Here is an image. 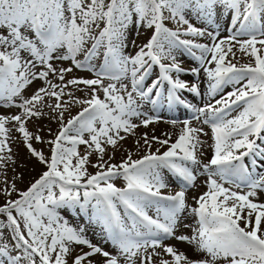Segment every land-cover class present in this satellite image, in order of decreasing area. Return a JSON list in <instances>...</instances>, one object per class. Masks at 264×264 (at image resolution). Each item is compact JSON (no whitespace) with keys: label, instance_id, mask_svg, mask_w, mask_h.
<instances>
[{"label":"snow or ice","instance_id":"1","mask_svg":"<svg viewBox=\"0 0 264 264\" xmlns=\"http://www.w3.org/2000/svg\"><path fill=\"white\" fill-rule=\"evenodd\" d=\"M218 9L232 13L229 35L223 39L218 26L209 30ZM186 13L209 28L195 27ZM166 21L176 29H169ZM133 24L137 34L141 27L152 34L134 55H125ZM93 26L99 31L94 33ZM195 38H207L209 43ZM132 44L136 46L135 41ZM234 48L253 62L239 67L232 63L228 57L237 59ZM100 49L103 62L97 70L92 61ZM178 51L190 55L197 67L183 68ZM54 60L71 61L77 69L92 71L95 78L65 82V73L72 68L58 69ZM153 66H158L159 74L144 87ZM201 71L209 97L215 98L227 86L233 90L203 107L189 104L180 94L199 97V86L181 77H199ZM50 75L60 83L49 80ZM37 79L46 86L23 98L22 91ZM80 85L90 92L89 99L73 98L65 91L73 86L84 90ZM65 95L68 101L63 100ZM73 99L84 107L65 123L64 112ZM138 100L150 104L152 113L175 104L191 111L193 119L211 128V159L203 163L197 155L204 143L200 135L207 133L185 119L168 121L184 125L175 142L170 137L149 139L144 133L143 144L136 141L146 149L140 159L129 154L119 165L104 161L105 146L115 148L126 138L122 132L134 134L136 128L161 119L144 112ZM45 104L60 123L55 138L48 141L52 146L48 159L32 148L33 137L25 127L28 119L44 115ZM0 106L22 110L20 115L0 116V153L11 151L7 144L11 130L5 125L15 122L31 155L48 169L26 191L19 192L14 185L4 189L5 196L17 192L19 198L0 206V215L6 217L0 221V264H69L68 257L72 264H95L96 256L103 257L102 264H120L121 258L124 264H153V257H159L157 264H264V203L253 199L264 192V171H257L264 169V0H0ZM233 112L237 114L232 116ZM35 139L43 142L39 136ZM153 142L160 146L154 152ZM79 145H86L83 156ZM93 152L100 162L92 165L98 171L90 174L86 165ZM4 160L11 157L0 155V167ZM163 170L181 181L175 194H162L168 187ZM198 174L207 175V191L195 198L196 207L189 208L186 190L195 187ZM117 178L125 182L123 188L113 183ZM234 188L247 191L240 194ZM89 206V223L101 227L115 255L93 244L84 225L70 226L57 211L86 212ZM153 209L155 215H149ZM186 211L196 218V225L191 236H177ZM5 230L11 233V244L3 242ZM168 239L188 243L203 254L202 259L191 260L165 245ZM73 245L83 246L75 256Z\"/></svg>","mask_w":264,"mask_h":264},{"label":"rangeland","instance_id":"2","mask_svg":"<svg viewBox=\"0 0 264 264\" xmlns=\"http://www.w3.org/2000/svg\"><path fill=\"white\" fill-rule=\"evenodd\" d=\"M107 2V0H106ZM187 18L189 21L197 28H209V25L207 23L198 21L195 16L187 14ZM231 19H232V13L230 11L221 12L220 9L217 10V14L213 20V23L211 27L209 28L210 31L216 29L218 26L219 28V38L223 39L229 35V29H231ZM166 26L171 29L175 30L177 25L174 24L171 21L165 22ZM103 23L100 24V28H103ZM238 27V25H237ZM94 33L98 32L99 29H96L95 26ZM152 34V30L146 29L141 27L139 29V34H137V30L135 25L133 24L128 31L127 36V47L124 49L125 55H134L138 50L139 46H142L143 44L147 43L148 39L150 38ZM185 39H193L192 37H182ZM246 37H242L241 39H245ZM196 42L199 43H209V40L207 38H195ZM132 41H135V45L133 46ZM91 42H89L90 47ZM259 47V46H258ZM103 51L104 49L99 50V55L93 59L92 64L93 66L99 70L100 65L103 62ZM235 52V55L237 59H234L231 55H229L228 59L232 61V63L237 64L239 67L240 65L247 64L249 62H253L252 58L250 56H246L239 51H237L235 48L233 49ZM23 55L27 58V53H23ZM78 59L83 60L82 56H78ZM176 58L179 62H181V66L183 68H193L197 67V62L187 53H183L181 51H178L176 53ZM53 66L56 68L64 67V68H72L71 72L65 73V82L68 80H71L73 78H84V79H94L95 75L92 71H82L80 69L75 68L72 65L71 61H52ZM167 63V61H165ZM214 67V65H213ZM41 69L37 67L35 69L36 72H39ZM150 74L146 78L144 82V87H147L151 85L153 80H155L159 74V68L158 66H153L149 70ZM49 80H51L53 83H60V81L50 75ZM181 79L188 81L190 84L192 82H197L199 86V90L201 95L199 97H196L188 92H182L181 99L186 100L189 104L195 106V107H203L204 105L208 103H215V100L220 99L221 96L226 95L228 92L232 91V86L225 87L220 93H218L215 98H211L207 94V86L205 83H207L203 72L201 71L199 77H193L191 75L182 76ZM110 81L105 80L104 83L108 84ZM123 83H129L127 80L123 81ZM246 83V81H242L241 84ZM45 83L42 80H34L31 84H29L21 93V96L23 98H30L38 89L45 87ZM80 89L84 90H77V86H73L70 88L65 89L66 92H71L73 98H79V99H89L90 98V92L85 89V86L80 85L78 86ZM164 88H167V85H164ZM97 95L103 99V92L99 91ZM46 101H49L48 97H45ZM64 101H68L69 97L65 95L63 97ZM16 102H21V98L17 97ZM51 103H55L54 100L49 101ZM139 103H143V111L148 112L149 115H158L162 121H171V120H179L183 121L185 119L189 120L191 122L192 127H202L204 132L207 133V135H200V140H202L204 143L202 144L200 151L197 153L199 159L203 163H207L212 155H213V149L209 147L213 143L211 136V128L208 125H204L200 123L199 121H196L193 119V113L189 111L187 108H185L182 105L175 104L171 108H168L165 106L164 108L160 109L157 113H152L150 110L152 106L146 102L139 101ZM84 107V105L75 103V100L73 99L71 102L70 107L67 111L64 112V122L66 123L69 119L76 116ZM42 111L44 112V115L37 117H32L31 119H28L25 122V127L27 131L32 135L33 139L30 141L32 148L35 149L37 152H40L44 155L46 159H48L51 155V145L48 143V141L53 140L55 138V135L59 131L60 123L58 119H56L57 113H53L51 109L47 107L45 104ZM22 110L18 107H4L0 106V116L5 117H11L15 115H20ZM237 113L233 112L232 116H235ZM159 121V122H162ZM158 122V123H159ZM133 123L139 124V120H133ZM163 126V123L160 124ZM173 125V124H172ZM6 128L10 129L8 136L9 139L7 140L8 148L11 149V151H8L5 149L3 153H0V155L8 157H11V160H4L2 161L3 166L0 167V206L5 204V201L8 199L15 200L18 199L17 192H12L11 196H5L3 194V191L5 188L11 189V187L14 185L15 188L19 192L26 191L32 183H34L37 179L40 178L43 172L47 171V166L45 164H42L39 162V160L32 156L29 149L26 146V142L23 140V136L21 133H19L16 130L17 125L15 122H9L5 125ZM175 128L170 129L173 132H170L168 128H159V129H150L149 127H138L134 130V134H126L124 132L121 133V135H125L126 138L123 140H120L117 142V145L115 148L111 146H105L106 150L104 152L103 157H108V159H104V161H108L110 164L119 165L122 161L127 159L129 154H131V158L133 160L140 159L144 154L146 149L142 147H138L136 141L139 140L140 144H143V134L147 133L148 138L151 139L153 136L158 137L160 139H167L171 138L170 142H175L178 135L180 134L181 129L184 127L182 123H178L174 125ZM164 128V129H163ZM140 130V131H139ZM167 134V135H165ZM35 136L41 137L43 142H37L35 139ZM22 138V139H21ZM85 139L88 138V134L85 133ZM35 140V141H34ZM128 145L123 149V151L120 153L119 156H115L113 154V151L116 149H120L121 147ZM121 146V147H120ZM160 147L157 143L153 142L151 151H155L156 148ZM85 149L86 145H79L78 146V152L81 156L85 155ZM165 148H161V152L165 151ZM24 153L25 160H19L20 157L16 158L14 154L16 153ZM29 157H28V156ZM111 157V159H109ZM31 160V166L28 165L27 162H30ZM27 161V162H26ZM18 162H24L27 164V167H23L22 163ZM99 161V157L97 153L93 152L92 155L89 156V163L86 165L87 171L90 174H95L98 169L95 167H92L93 164H97ZM245 164H249V158H245ZM75 163V160L73 161ZM19 164V166H18ZM25 169V171H24ZM106 170V169H105ZM257 171H264V169L258 168ZM170 173L166 170H163V176L169 175ZM172 177H167V181L165 183L168 185L169 183H173ZM207 180L206 174H198L195 187L190 188L188 191L189 194L186 197V203L188 204L189 208L196 207L195 198H198L200 195L205 193L207 191V186L205 184V181ZM122 178H117L113 181L115 186L118 188H123L125 186V182ZM121 186V187H120ZM225 187H229V185L225 184ZM165 191H173V186L170 184L168 187L164 188ZM234 191L239 192L240 194H244V192L247 191V189H233ZM164 191V190H163ZM58 193V190H57ZM175 193V192H174ZM172 193V194H174ZM82 196V193H81ZM255 202L258 203H264V192L258 193L257 198H253ZM79 208H76L73 210V213L78 217V223L77 222H69L67 221V218L65 214L69 209L67 208H61L58 209L59 215L68 222L70 226L73 227H79L81 225H84L86 228L85 235L86 237L95 245H99L102 247L105 251H108L112 254H116V249L111 246L110 243H105L103 239V234L101 231V227L98 226L96 223H89V211H92L91 207L87 209L86 212L78 211ZM91 209V210H90ZM122 211V209H121ZM91 214V213H90ZM149 215H155L154 209L149 210ZM0 221H6V217L0 215ZM185 225H189L190 227H185ZM196 225V218L190 214V212H185L179 221V227L176 232V235L179 236L181 234L191 236L192 235V227ZM243 226V224H241ZM11 236V233L8 230H5V239L3 242L11 244V240L9 237ZM165 245H172L176 248L178 252L184 253L188 258L191 260H200L202 259L201 253L196 251L193 246L189 245L188 243L180 242L176 239H168L164 241ZM83 246L73 245L74 251L72 253L73 256L77 255L80 252V249ZM83 250L86 252L89 249L86 247L83 248ZM151 251V249H149ZM157 252H162L161 248L156 249ZM164 259H170L167 255L163 256ZM38 259V258H37ZM153 264H157V261L159 260V257H153ZM69 264H72L71 257H68ZM95 262V261H94ZM120 264H124L123 258H121Z\"/></svg>","mask_w":264,"mask_h":264},{"label":"bare ground","instance_id":"3","mask_svg":"<svg viewBox=\"0 0 264 264\" xmlns=\"http://www.w3.org/2000/svg\"><path fill=\"white\" fill-rule=\"evenodd\" d=\"M205 85L207 86V83H205ZM159 121H162V120H159ZM158 121V122H159ZM154 122V123H152V124H150L148 127H149V130H147V131H151L150 129L152 128V130L153 129H159V128H162V127H164V128H168V130L170 131V132H173L171 129H170V127H172V129L173 128H175L174 127V125H172L171 123H169L168 121L166 122H164V121H162V122ZM163 123V126L162 125H160V124H162ZM163 128V129H164ZM140 131V130H139ZM22 139V138H21ZM35 141V140H34ZM128 145H125V146H123V147H121L120 149H116V150H114L113 151V154L115 155V156H119L120 155V153L123 151V149L125 148V147H127ZM16 153V152H15ZM14 156H16V158H18V157H20L19 158V160H25V155H24V153H22V152H20V153H16V154H14ZM28 156V155H27ZM29 157V156H28ZM104 159H108V157H103ZM27 162V161H26ZM18 163H22L23 164V167H27V164L26 163H24V162H18ZM28 163V165L29 166H31V160H30V162H27ZM18 166H19V164H18ZM24 171H25V169H24ZM166 171V170H165ZM172 176V174H169V175H166V176H164V181H167V177L169 178V177H171ZM172 180L174 181L173 183H169L168 182V186L171 184L172 186H173V191L172 192H170V191H165V189H162L161 191H162V194L163 195H169V194H172V193H176L177 191H179L180 190V186H181V181L180 180H178L177 178H175L174 176L172 177ZM121 182H123V181H121ZM117 187V186H116ZM121 187V186H120ZM164 190V191H163ZM189 189H187L186 190V197H187V195L189 194V192L190 191H188ZM174 193V194H175ZM91 210V209H90ZM78 211H79V209H78ZM81 211V210H80ZM92 214V211H89V215H91ZM65 216H66V218H67V221H69V222H77L78 223V217L73 213V210H69V211H67V213L65 214ZM79 224V223H78ZM94 261H95V264H102V262H103V257H101V256H96V257H93L92 258Z\"/></svg>","mask_w":264,"mask_h":264}]
</instances>
